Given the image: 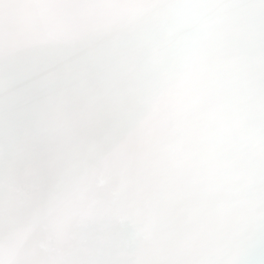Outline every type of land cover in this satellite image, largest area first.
Listing matches in <instances>:
<instances>
[{"label":"bare ground","instance_id":"bare-ground-1","mask_svg":"<svg viewBox=\"0 0 264 264\" xmlns=\"http://www.w3.org/2000/svg\"><path fill=\"white\" fill-rule=\"evenodd\" d=\"M0 126V264H239L264 0H0Z\"/></svg>","mask_w":264,"mask_h":264},{"label":"snow or ice","instance_id":"snow-or-ice-1","mask_svg":"<svg viewBox=\"0 0 264 264\" xmlns=\"http://www.w3.org/2000/svg\"><path fill=\"white\" fill-rule=\"evenodd\" d=\"M165 68H166V57L164 56L163 53H161L159 63L156 66V71L158 73H162L165 70Z\"/></svg>","mask_w":264,"mask_h":264}]
</instances>
